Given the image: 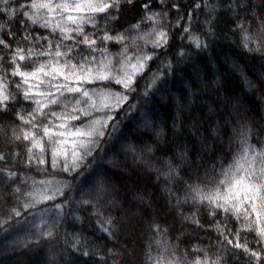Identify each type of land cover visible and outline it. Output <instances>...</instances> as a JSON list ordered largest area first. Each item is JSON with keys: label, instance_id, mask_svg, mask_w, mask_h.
<instances>
[{"label": "trees", "instance_id": "1", "mask_svg": "<svg viewBox=\"0 0 264 264\" xmlns=\"http://www.w3.org/2000/svg\"><path fill=\"white\" fill-rule=\"evenodd\" d=\"M32 2L0 4V264H264V217L202 199L264 150V0H121L79 29Z\"/></svg>", "mask_w": 264, "mask_h": 264}, {"label": "snow or ice", "instance_id": "2", "mask_svg": "<svg viewBox=\"0 0 264 264\" xmlns=\"http://www.w3.org/2000/svg\"><path fill=\"white\" fill-rule=\"evenodd\" d=\"M121 0H63L61 3H56L55 0H33V2L29 5L32 9H44L48 12H55L56 9H71L72 11H75L77 13H82V15L78 16H72L69 15L67 19L77 25V29H79L80 22H87L85 20V15L90 14L91 17H95L96 15L108 13L109 9L116 8ZM133 0H127V3L131 4ZM9 0H0V4H8ZM23 7V6H22ZM144 8H148V4L143 5ZM199 7V5H197ZM0 11H4V9L0 8ZM24 15H28L27 12L24 13ZM32 19V22L35 24L37 21L35 18L29 17ZM149 19H153V17L149 16ZM47 25V21H45V26ZM0 27H3V25H0ZM59 27V26H58ZM63 31V29H61ZM70 38V37H66ZM160 38L162 40H165L166 42V34L161 33ZM105 39H111V37H105ZM87 42V40H85ZM4 41L0 40V44H3ZM92 43H95V41H92ZM157 45H159V41H157ZM19 55V53H18ZM59 55V53H57ZM150 58V57H149ZM20 60H24L25 57L23 55H19ZM135 67V65L133 66ZM143 67V65H141ZM42 70V69H41ZM14 75H19L23 78L24 82L27 83L29 77H35L36 72H25L20 70L19 66L17 67V70L14 72ZM47 75V73H45ZM100 79H108L107 76H100ZM117 83H123L126 88L130 86L131 83V77H128L127 79H120L116 81ZM71 91V89H70ZM85 96L88 95L87 92L83 93ZM25 98L28 97V92L26 91L24 93ZM8 97L6 95H3L2 92H0V104H3L4 101H6ZM55 102V101H53ZM94 123H98V121H95ZM63 127V125H61ZM47 129H45V132L47 133ZM95 129L93 128L92 131L89 132H77V135H87L92 136ZM100 135H103V133H100ZM82 147H86V145H81ZM244 155L241 157V159L245 160V162L251 167V170L245 168V165L240 163V161L236 162L235 169L236 172L243 171L244 175L237 176L235 172H232L231 170L229 172H225L224 175L226 179L221 180L219 183L226 185V191L224 194H221L219 191L214 192L210 196L202 197V199H207L210 202H215L218 200H223V204H217L218 207H224V211H229V208H233L237 213L240 212V208L243 207V202H248V206L251 208V211L253 214H255L257 218V223H259L260 218L264 217V150L255 152L252 155V157L249 159L247 157L248 153V147L245 146L243 149ZM76 154L74 153V156ZM2 158V157H0ZM259 158V159H257ZM257 165L258 168H257ZM67 170V168H65ZM50 198V197H49ZM236 201L239 203L240 207H236L235 204H230L229 202ZM227 205V207H225ZM245 218H247V209H245ZM251 230V229H249ZM107 231V229H105ZM257 234L264 238V228H261ZM229 243H232V241H229ZM235 247H243L240 244H236ZM245 251L247 249L245 248ZM253 256L256 255V253H252ZM196 264H199V261L196 262Z\"/></svg>", "mask_w": 264, "mask_h": 264}]
</instances>
